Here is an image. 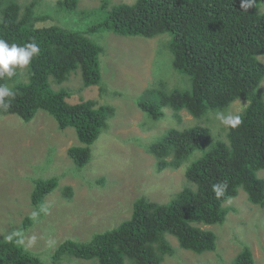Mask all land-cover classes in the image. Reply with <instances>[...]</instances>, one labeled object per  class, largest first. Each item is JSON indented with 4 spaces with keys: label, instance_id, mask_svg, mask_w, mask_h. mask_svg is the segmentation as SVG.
Listing matches in <instances>:
<instances>
[{
    "label": "trees",
    "instance_id": "obj_1",
    "mask_svg": "<svg viewBox=\"0 0 264 264\" xmlns=\"http://www.w3.org/2000/svg\"><path fill=\"white\" fill-rule=\"evenodd\" d=\"M44 1L0 0V39L9 46L35 41L40 47L26 68L0 78V86L16 93L7 110L0 108V117L16 115L29 123L44 111L56 120L59 130L75 129L81 146L71 147L68 154L78 169L85 168L92 158L91 147L117 110L95 100L70 104L69 93L53 89L50 80L61 86L80 71L84 88L102 85L105 48L93 37L110 32L147 39L168 35L163 46L171 51V66L181 82L173 89L146 90L138 106L153 121L171 110L179 122L181 113L187 112L204 123L171 128L148 147L157 173L186 167L187 183L168 203L137 199L130 219L89 241L62 242L48 264L68 258L96 264H164L176 255L169 236L177 239L182 250L198 256L216 251L217 235L205 227L225 223L230 213L225 205L240 190L251 204L264 209V0H255L248 10L241 8V0H136L117 6H112L113 0H102L98 9L82 15L80 0L56 2L57 14L81 16L86 28L78 21L71 28L38 27L49 18L39 12ZM104 11H109L104 20L92 21ZM189 83L188 89H180ZM238 101L244 104L237 113L242 123L213 134L210 125L216 113L230 111ZM34 182L31 200L40 209L60 182L57 178ZM217 183L227 184L220 199L212 191ZM32 223L27 218L23 231ZM23 236L0 239V264H47L16 243ZM234 264H256L251 248L244 246Z\"/></svg>",
    "mask_w": 264,
    "mask_h": 264
},
{
    "label": "rangeland",
    "instance_id": "obj_2",
    "mask_svg": "<svg viewBox=\"0 0 264 264\" xmlns=\"http://www.w3.org/2000/svg\"><path fill=\"white\" fill-rule=\"evenodd\" d=\"M57 1H44L39 12L49 18L38 27L71 28L75 21L84 26L81 16L57 14ZM135 1L113 0L112 6ZM101 5L102 0H80L78 12L82 15ZM108 12L99 13L92 21L104 20ZM93 38L105 48L101 56L102 85L84 88L80 71L61 86L50 80L53 89L69 93L70 104L95 100L117 110L91 147L92 158L85 168L78 169L68 154L71 147L81 146L75 129L59 130L56 120L44 111L29 123L16 115L0 117V239L24 233V247L47 264L62 242L89 241L95 234L130 219L137 199L168 203L186 185V167L157 173L156 159L148 153V147L160 142L171 128L204 125L187 112L181 113L179 122L171 110H165L160 121H153L138 106L146 90L161 86L173 89L181 82L171 66V51L163 46L168 35L147 39L105 32ZM189 87L190 83L180 89ZM243 108L238 101L230 111L237 114ZM214 119L210 127L217 135L224 126ZM51 178L59 179V187L38 209L31 200L34 181ZM225 207L230 210L225 223L205 227L217 235L216 251L198 256L182 250L177 239L169 236L176 255L164 264H234L244 246L251 248L256 264H264V209L251 204L244 190ZM27 218L33 223L24 232ZM61 264L96 263L68 258Z\"/></svg>",
    "mask_w": 264,
    "mask_h": 264
},
{
    "label": "clouds",
    "instance_id": "obj_3",
    "mask_svg": "<svg viewBox=\"0 0 264 264\" xmlns=\"http://www.w3.org/2000/svg\"><path fill=\"white\" fill-rule=\"evenodd\" d=\"M255 5V0H241V8L243 10H248ZM40 52L39 44L35 41L27 43L25 46L21 47L17 44H9L0 39V78L5 75L9 78L14 75L17 68H26L32 58L37 56ZM16 93L6 86H0V108L7 110L10 107L11 99L15 98ZM216 119L226 128H237L242 123V116L240 114H233L231 111H223L216 113ZM227 190L226 183H217L212 186V191L214 192L217 199H220L225 195ZM45 210L46 209H42ZM37 213H33L35 217ZM13 235L19 236V234L14 233ZM7 239L11 240L12 236H8ZM17 244H23L24 240L18 238L16 240Z\"/></svg>",
    "mask_w": 264,
    "mask_h": 264
}]
</instances>
